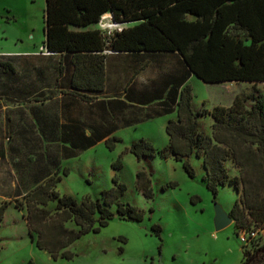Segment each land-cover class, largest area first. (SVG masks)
I'll return each instance as SVG.
<instances>
[{
	"label": "trees",
	"instance_id": "obj_1",
	"mask_svg": "<svg viewBox=\"0 0 264 264\" xmlns=\"http://www.w3.org/2000/svg\"><path fill=\"white\" fill-rule=\"evenodd\" d=\"M45 36L40 54L60 58L61 75L57 87L86 103L102 95L107 86L106 52L127 61L129 79L114 81L112 101L120 108L117 122L133 125L157 117L176 114L167 126L169 144L157 149L147 139L132 143L130 152L141 162L160 157L183 162L191 177L195 172L191 158L203 161L204 182L215 197L221 187H234L241 198L230 215L242 230L258 235L245 245L242 264H264L262 232L264 231V93L257 88L264 83V0H46ZM112 15L116 25L125 26L108 34L98 26ZM159 54H174V60L155 59ZM128 57H133L130 61ZM142 59L133 61V59ZM131 62L136 65H131ZM129 63V64H128ZM162 70L156 78L139 84L138 75L146 64ZM68 78L63 79L64 67ZM5 75L15 74L11 62H0ZM197 77L207 84L227 82L254 84L248 96H237L231 107L206 106L197 109L190 81ZM129 102L148 107L133 110ZM204 105H207L205 103ZM213 120L212 134L202 131L201 122ZM89 147L96 145L86 137ZM121 140H107L109 149ZM239 171L231 176L227 163ZM121 170L123 162L113 163ZM65 174L69 175L66 172ZM154 171L137 173V189L147 198L155 197ZM60 179L50 181L30 192L26 200V220L36 244L55 260H72L70 248L91 233H100L117 217L142 222L144 213L130 203L122 202L128 186L118 175L114 187L102 192V199L86 198L79 202L57 189ZM176 187V184H173ZM117 205V211L112 206ZM51 205L54 210L50 209ZM8 203L0 207V224ZM68 224H73L72 227ZM154 230L159 234L161 226Z\"/></svg>",
	"mask_w": 264,
	"mask_h": 264
},
{
	"label": "rangeland",
	"instance_id": "obj_2",
	"mask_svg": "<svg viewBox=\"0 0 264 264\" xmlns=\"http://www.w3.org/2000/svg\"><path fill=\"white\" fill-rule=\"evenodd\" d=\"M46 6V0H0V54L41 52ZM111 28L115 31L123 27L112 23ZM190 84L197 109L231 107L237 96L246 97L254 89L251 83L207 84L197 77ZM257 88L264 93V83ZM174 118L162 116L123 129L116 134L121 141L115 143L114 150L103 142L67 161L70 175L61 174L63 181L57 190L79 202L86 198L102 199V192L115 186L113 178L118 175L128 186L122 202L138 207L144 213L142 222L117 217L100 233H91L76 242L70 248L75 255L72 260H55L37 246V235L33 238L30 234L25 198L10 201L0 198V203L9 202L0 224V264H242L245 244L241 225L234 219L233 224L218 231L215 222V204L219 203L230 214L241 194L226 186L215 197L203 180L206 174L203 161L196 156L191 158L193 178L183 162L174 158L156 157L140 162L130 152L132 143L143 138L157 149L165 148L170 140L167 126ZM212 124L210 117L203 119L202 131L211 135ZM119 159L123 168L115 170L112 165ZM227 165L231 176L239 175L232 161ZM143 169L154 171L153 199H147L137 189V173ZM50 209L54 210V206ZM112 209L117 211V205ZM156 225L162 228L160 234L154 230ZM261 244L264 248V239Z\"/></svg>",
	"mask_w": 264,
	"mask_h": 264
},
{
	"label": "crops",
	"instance_id": "obj_3",
	"mask_svg": "<svg viewBox=\"0 0 264 264\" xmlns=\"http://www.w3.org/2000/svg\"><path fill=\"white\" fill-rule=\"evenodd\" d=\"M112 23V15L108 14L94 28L112 34L116 31L112 30ZM106 54V90L92 103L63 93V88L57 87L56 82L61 73L56 62L60 58H48L40 52L0 54V62H11L15 71L12 76H7L0 67L1 200L26 198L52 177L62 182L61 174L66 175L65 170L69 175L71 172L66 167L67 161L79 158L86 151L106 143L123 129L159 118L133 125L117 122L116 111L120 107L112 101L115 96L112 84L114 81L126 82L129 71L134 70L121 67L122 61L128 62L127 57L123 60L112 52ZM132 58L128 57L129 61ZM157 58L160 61L176 58L179 62L174 54H159ZM141 60L133 59L136 62ZM144 64L146 67L136 80L139 84L156 78L162 70L154 63ZM131 65L136 64L131 62ZM63 70V79L68 78L67 69L64 67ZM122 100L130 105L131 110L136 106L137 109L148 111V107L136 101L129 102L124 97ZM172 115L176 117V114ZM86 137L92 138L96 145L89 147L91 141L86 140Z\"/></svg>",
	"mask_w": 264,
	"mask_h": 264
},
{
	"label": "water",
	"instance_id": "obj_4",
	"mask_svg": "<svg viewBox=\"0 0 264 264\" xmlns=\"http://www.w3.org/2000/svg\"><path fill=\"white\" fill-rule=\"evenodd\" d=\"M215 211H216V218H215L216 229L218 231L233 224L234 222L233 217L224 209L222 205H220L219 203H216Z\"/></svg>",
	"mask_w": 264,
	"mask_h": 264
},
{
	"label": "built area",
	"instance_id": "obj_5",
	"mask_svg": "<svg viewBox=\"0 0 264 264\" xmlns=\"http://www.w3.org/2000/svg\"><path fill=\"white\" fill-rule=\"evenodd\" d=\"M257 235L258 234L256 232L242 230L241 238L243 239L244 244L249 246L251 244V242L254 240V238L257 237Z\"/></svg>",
	"mask_w": 264,
	"mask_h": 264
}]
</instances>
